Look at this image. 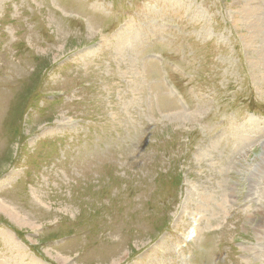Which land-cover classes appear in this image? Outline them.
Instances as JSON below:
<instances>
[{
    "label": "rangeland",
    "instance_id": "374dc122",
    "mask_svg": "<svg viewBox=\"0 0 264 264\" xmlns=\"http://www.w3.org/2000/svg\"><path fill=\"white\" fill-rule=\"evenodd\" d=\"M263 155L264 0H0V264H264Z\"/></svg>",
    "mask_w": 264,
    "mask_h": 264
},
{
    "label": "bare ground",
    "instance_id": "6f19581e",
    "mask_svg": "<svg viewBox=\"0 0 264 264\" xmlns=\"http://www.w3.org/2000/svg\"><path fill=\"white\" fill-rule=\"evenodd\" d=\"M254 12V11H253ZM264 156V155H263Z\"/></svg>",
    "mask_w": 264,
    "mask_h": 264
}]
</instances>
